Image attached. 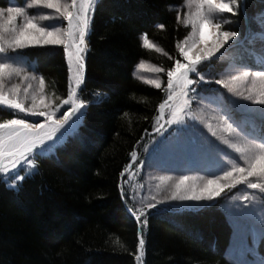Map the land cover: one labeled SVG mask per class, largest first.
I'll list each match as a JSON object with an SVG mask.
<instances>
[{"label":"trees","instance_id":"1","mask_svg":"<svg viewBox=\"0 0 264 264\" xmlns=\"http://www.w3.org/2000/svg\"><path fill=\"white\" fill-rule=\"evenodd\" d=\"M179 4L97 0L83 53V114L37 157V167L22 182L10 187L11 180H0V264H137L141 231L142 264H236L226 257L231 227L218 202L199 211H147L141 217L146 225L129 211L137 209L132 183L141 181L143 145L155 137L154 118L167 96L166 84L157 89L138 80L136 67L143 61L167 70L182 60L176 44L188 29L177 23ZM242 6L247 17L239 12L237 26L241 32L255 30L252 20L264 0ZM142 34L163 52L143 48ZM23 53L25 63L44 78L45 91L53 99L66 98L71 73L63 47H30ZM5 118L13 117L2 109L0 120ZM129 165V174L121 176Z\"/></svg>","mask_w":264,"mask_h":264},{"label":"snow or ice","instance_id":"2","mask_svg":"<svg viewBox=\"0 0 264 264\" xmlns=\"http://www.w3.org/2000/svg\"><path fill=\"white\" fill-rule=\"evenodd\" d=\"M96 3L97 0H30L24 7H8L6 13L0 8V57H3L0 59V110L7 109L13 117L0 120V180L5 183L11 180L10 187L22 182L29 170L37 167V157L45 155L51 147L48 142L54 141L57 133L69 125L70 121H78L83 114L81 110L87 106L85 101L79 99V90L84 82L83 53L87 50L86 36ZM185 6L189 11L183 19L178 13L177 23L190 28V31L176 44L182 60L175 59L174 65L166 70L167 87L163 90L167 96L158 106L154 130L159 135L167 130L165 125H177L179 127L176 131L179 134L196 128V123L189 125L186 121L198 122L226 149L234 152L236 157L233 158L224 148L207 138L202 137L203 143L196 139L190 140L188 146L196 149L207 148L228 157L227 169L220 175L209 173L210 178L200 177L199 183L196 182V177L184 175L169 185L172 177L159 176V182L155 185L156 193L167 191L168 194L163 199H157L156 195L151 196L154 203H147L144 208L154 209L159 204L177 202L174 208L170 205L171 210L199 211L204 207L215 206L216 201L226 191L240 185H244L247 190H254L252 194H245L243 200H258L264 204V133L257 135L254 131V117L259 115L264 120V71L253 72L245 66L235 72L224 69L226 74L220 78H211L217 64L227 65L229 68L236 66V57L240 55L237 50L244 42L238 39L240 33L225 28L232 20L223 14L238 15L241 0H185ZM35 8L47 11H28ZM253 20L260 30L252 32L249 29L248 44L253 45L258 39L264 45V12L257 13ZM49 21L60 23H45ZM158 27L163 29L164 25ZM141 39L143 48L154 49L157 53L163 52L146 34H142ZM37 46H62L70 73L73 65L75 66V75L70 76L66 98L53 99L46 96L44 78L24 67L23 50ZM245 51L250 60L264 66V46L259 51L254 47ZM163 54L168 55L166 52ZM169 59L172 57L169 56ZM138 69H145L143 61L139 63ZM204 69H208V72ZM151 71L160 73L165 72V69L153 66ZM14 78H18L20 82H13ZM139 79L157 89L162 88V81L158 77ZM22 84L26 86L21 87ZM194 84H215L226 90L227 96L220 93L219 89L202 90L210 93V100L217 104L215 115L192 110V100L196 97L190 96V93L197 92L192 87ZM56 100H59V104ZM237 101L247 103L240 104ZM65 105L70 107L62 117L56 119L57 112ZM250 105L260 107L252 108ZM236 113L241 115V119L236 118ZM29 116L42 117L43 122H29L24 118ZM162 120L164 123H161ZM213 120L215 124L212 123ZM249 127L253 131H248ZM174 146L161 140L153 146V151ZM131 159L133 162L138 159L135 151L131 153ZM129 168L131 165L121 176ZM129 211L138 223L146 225V219L141 222V217L146 216L144 210L138 208ZM144 245L141 231L138 233L135 257L137 264L143 262ZM261 264H264V260Z\"/></svg>","mask_w":264,"mask_h":264},{"label":"rangeland","instance_id":"3","mask_svg":"<svg viewBox=\"0 0 264 264\" xmlns=\"http://www.w3.org/2000/svg\"><path fill=\"white\" fill-rule=\"evenodd\" d=\"M246 0H241V9L240 12L243 11V6ZM30 0H6L4 6H0V8L5 10L10 6H26ZM1 3V2H0ZM4 3V2H3ZM179 5L176 8L177 15L181 16L183 19L184 15L187 14L189 9L185 6V0H179ZM31 13L33 11H47L41 10L38 8L28 9ZM261 12H264L262 9ZM225 17H230L232 23L225 25L227 30L237 31L240 33L238 39L242 40L244 43L237 50L240 57H236V66L235 67H227V65L217 64L216 71L212 73L211 78L216 79L220 78L221 75L226 74L224 69H227V72H235L241 70L242 67H247L251 71H264V66L255 63L254 61L248 58L247 52L245 49L255 48L257 51L263 46L262 43L256 45H249L247 38L250 36L249 30L245 32L240 31V27L237 26L236 17L239 16H230V14H223ZM243 15V13H242ZM245 17V15H243ZM45 23H53L59 24V21H49ZM252 23L255 25V30H251L252 32L259 31L260 29L257 27V23L252 20ZM66 26V25H65ZM188 29V33L190 28ZM187 33V35H188ZM186 35V36H187ZM40 47V46H37ZM45 47H62V46H45ZM154 50V49H150ZM67 58V57H66ZM3 59V57H0ZM68 62V59H67ZM69 64V63H68ZM145 69L139 70L138 66L136 67L135 75L142 82L139 77L145 78H159L162 81V86L166 84L167 87V75L165 72L153 73L151 68L154 65L149 63H145ZM24 67L27 68L29 72H33V69L28 64L24 63ZM205 72H208V69H204ZM34 73V72H33ZM35 74V73H34ZM37 75V74H35ZM75 75V66L73 65L71 70V76ZM38 76V75H37ZM39 77V76H38ZM13 82L19 83L18 78H14ZM74 83V80L72 81ZM148 85V84H147ZM26 85L22 84L21 87ZM151 86V85H150ZM197 89L195 95L196 98L192 100V110L197 112H204L206 115H215L217 110V104L210 100L211 94L208 92H202L203 89H219L220 93H223L225 96L228 94L226 90L223 89L219 85L215 84H198L193 85ZM46 96H50L45 91ZM51 97V96H50ZM231 99L235 100V97H231ZM240 104H246V101H237ZM252 108H259L260 106H252ZM42 118V117H40ZM59 119L60 117H55ZM167 118V113L165 114V119ZM236 118L241 119V115L236 113ZM75 120V118H74ZM43 122V118L41 119ZM78 121L73 123L69 122V125H66L65 128L61 129L60 132L57 133V138L54 141H49L48 144H53L55 141L60 139L66 133H68L72 127L76 126ZM161 123H164L162 120ZM187 124L196 123L195 129H189L182 133H177L176 129L177 125H165L166 131L162 134H157L156 131L152 132L151 135L155 137L147 141L143 146V158L141 160V181L133 182L132 189L134 195V203L136 208L142 209L145 211L151 210H163L172 206V208L177 206V202H166L163 204H159L157 208L154 209H146L144 205L147 203H154L151 201L150 197L153 195L157 196V199H163L165 195L168 194L167 191H161L159 194L156 193L155 185L159 182L158 177L162 175H167L172 177V180L169 182V185L175 182V180L179 179L181 176L187 175L189 177H196V182H200V177L210 178L209 173H213L215 175L222 174L223 170H226L228 167L227 159L222 153H219L214 150H210L207 148L196 149L191 146H188V142L192 139H196L203 143V139L207 138V140L212 141L214 144L218 145L220 148H224L225 151L229 153L233 158L236 157V154L231 150L225 148L215 137L211 135V133L200 123L193 121H186ZM213 124L216 122L213 120ZM255 124V134L264 133V120H262L259 115L254 117ZM248 131H253L251 127L248 128ZM165 141L167 144L175 145L174 147H169L166 150H156L153 151V146L157 144L158 141ZM138 157V152H137ZM242 163V162H241ZM129 170L126 174H129ZM132 175V174H131ZM130 175V177H131ZM192 181H189L191 183ZM254 190H247L244 185L238 186L236 189H232L231 191H226L217 201L220 204L221 210L227 215L229 224L231 227V238L228 249L226 251V257L229 261L234 262L236 264H261L262 260H264V204L260 203L258 200H243V196L245 194H252ZM235 197V199H233ZM132 214V212L130 211ZM239 226V227H237ZM263 249V250H261Z\"/></svg>","mask_w":264,"mask_h":264},{"label":"bare ground","instance_id":"4","mask_svg":"<svg viewBox=\"0 0 264 264\" xmlns=\"http://www.w3.org/2000/svg\"><path fill=\"white\" fill-rule=\"evenodd\" d=\"M258 42L261 43V41L257 39L253 45L258 44ZM263 46H264V45H263Z\"/></svg>","mask_w":264,"mask_h":264}]
</instances>
